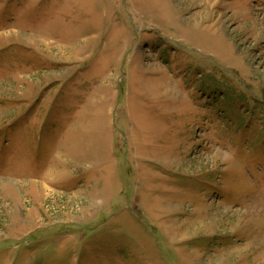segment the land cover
I'll list each match as a JSON object with an SVG mask.
<instances>
[{
    "label": "rangeland",
    "instance_id": "rangeland-1",
    "mask_svg": "<svg viewBox=\"0 0 264 264\" xmlns=\"http://www.w3.org/2000/svg\"><path fill=\"white\" fill-rule=\"evenodd\" d=\"M0 264H264V0H0Z\"/></svg>",
    "mask_w": 264,
    "mask_h": 264
}]
</instances>
